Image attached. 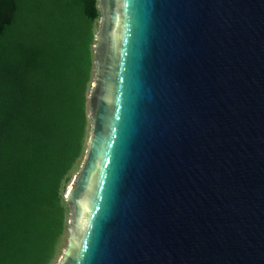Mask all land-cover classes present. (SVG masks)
<instances>
[{"label":"water","instance_id":"obj_1","mask_svg":"<svg viewBox=\"0 0 264 264\" xmlns=\"http://www.w3.org/2000/svg\"><path fill=\"white\" fill-rule=\"evenodd\" d=\"M99 8L59 264H264V0Z\"/></svg>","mask_w":264,"mask_h":264},{"label":"trees","instance_id":"obj_2","mask_svg":"<svg viewBox=\"0 0 264 264\" xmlns=\"http://www.w3.org/2000/svg\"><path fill=\"white\" fill-rule=\"evenodd\" d=\"M99 0H0V264H52L91 127Z\"/></svg>","mask_w":264,"mask_h":264},{"label":"rangeland","instance_id":"obj_3","mask_svg":"<svg viewBox=\"0 0 264 264\" xmlns=\"http://www.w3.org/2000/svg\"><path fill=\"white\" fill-rule=\"evenodd\" d=\"M100 25H101V16L98 18V20L96 21V34L99 32V28H100ZM96 67V66H95ZM95 78H93L94 80ZM93 84V83H92ZM91 89H92V86H91ZM90 89V91H91ZM89 95H90V92H89ZM88 95V97H89ZM89 138H90V129L88 131V139L86 141V149L88 147V142H89ZM85 154H86V150H85V153H84V156L81 158V160L76 164L75 168H74V171H73V174H72V178L71 180L68 182V185H67V188L69 187V185L71 184V182L73 181V179L75 178L76 174L79 172L80 168H81V165L83 163V160L85 158ZM67 191V189H66ZM66 193V192H65ZM65 196V194H64ZM69 237H70V231H69V214L67 213L66 214V222H65V228H64V232L61 236V239H60V244H59V250H58V255H57V258L55 259V261L52 263V264H59L63 255H64V252L68 246V243H69Z\"/></svg>","mask_w":264,"mask_h":264}]
</instances>
